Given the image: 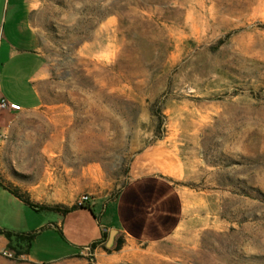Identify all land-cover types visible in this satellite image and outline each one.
I'll use <instances>...</instances> for the list:
<instances>
[{
  "label": "rangeland",
  "instance_id": "374dc122",
  "mask_svg": "<svg viewBox=\"0 0 264 264\" xmlns=\"http://www.w3.org/2000/svg\"><path fill=\"white\" fill-rule=\"evenodd\" d=\"M33 1L57 155L72 157L85 193L103 202L140 152L170 148L184 217L164 242L116 234L94 249L102 204L66 215L11 208L0 229L35 234L38 258L60 245L76 253L49 264H264V0Z\"/></svg>",
  "mask_w": 264,
  "mask_h": 264
},
{
  "label": "crops",
  "instance_id": "0c3cea01",
  "mask_svg": "<svg viewBox=\"0 0 264 264\" xmlns=\"http://www.w3.org/2000/svg\"><path fill=\"white\" fill-rule=\"evenodd\" d=\"M36 20L33 0H0V98L9 103L0 113V213L11 208L24 211L32 208L29 204L37 211L72 208L88 190L72 157L57 155L56 127L43 121L49 70ZM50 154L56 157L49 158ZM62 165L54 173V166ZM181 168L177 153L170 148L156 145L140 152L132 162L130 180L117 196L86 207L96 212L95 207L102 204V236L94 242H102L113 231L134 244H158L173 236L184 217V198L176 183ZM8 244L0 235V250ZM32 247L22 259L34 264L76 254L60 245L46 260L34 256Z\"/></svg>",
  "mask_w": 264,
  "mask_h": 264
},
{
  "label": "trees",
  "instance_id": "16d2710c",
  "mask_svg": "<svg viewBox=\"0 0 264 264\" xmlns=\"http://www.w3.org/2000/svg\"><path fill=\"white\" fill-rule=\"evenodd\" d=\"M13 193L24 199L27 203L28 200L26 198H24L23 195L20 194V192L18 190H13ZM32 208H36V206H34L33 204H29ZM77 209H89L91 213H93V211L90 208H78L76 206H73L72 208H64L63 210H60L58 208H50V210L52 211H59L62 212L63 214L72 212L74 210ZM40 210H44V208H40ZM0 235H3L4 237H6V239L9 241V244L7 246V250L11 251L14 253V258H19L23 255H28L30 253L32 244L35 240V234H27V235H18L15 236L9 232L3 231L0 229ZM100 242H94L93 244H91L90 247H92L93 249L96 248V246L99 244ZM121 249V245L116 246V250H120Z\"/></svg>",
  "mask_w": 264,
  "mask_h": 264
},
{
  "label": "built area",
  "instance_id": "2783aa9c",
  "mask_svg": "<svg viewBox=\"0 0 264 264\" xmlns=\"http://www.w3.org/2000/svg\"><path fill=\"white\" fill-rule=\"evenodd\" d=\"M8 108H9L8 101L4 98H0V113L7 110ZM91 202H92V196L89 193H84L78 198V200L75 203V206L78 208H83L89 206ZM0 253H2L5 257L9 259L14 258V253L8 251L7 249L0 250Z\"/></svg>",
  "mask_w": 264,
  "mask_h": 264
},
{
  "label": "bare ground",
  "instance_id": "6f19581e",
  "mask_svg": "<svg viewBox=\"0 0 264 264\" xmlns=\"http://www.w3.org/2000/svg\"><path fill=\"white\" fill-rule=\"evenodd\" d=\"M87 8V7H86ZM90 9V8H89ZM102 10V9H101ZM103 13V12H102ZM101 14V13H100ZM102 17V16H101ZM103 18V17H102ZM101 19V18H100ZM103 22V21H102ZM107 22V21H106ZM102 24L101 25V28H100V30L102 31V32H104L106 29H107V23H101L100 21H98V24ZM104 48V47H103ZM106 50V49H105ZM49 158H54L53 156H52V154H50L49 156H48Z\"/></svg>",
  "mask_w": 264,
  "mask_h": 264
},
{
  "label": "water",
  "instance_id": "95a60500",
  "mask_svg": "<svg viewBox=\"0 0 264 264\" xmlns=\"http://www.w3.org/2000/svg\"><path fill=\"white\" fill-rule=\"evenodd\" d=\"M115 235H116V232L113 231V232L111 233V235H110V239H109L108 244L113 243V241H114V236H115Z\"/></svg>",
  "mask_w": 264,
  "mask_h": 264
}]
</instances>
